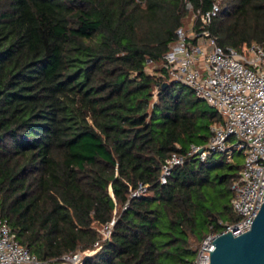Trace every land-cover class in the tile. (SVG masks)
<instances>
[{
    "label": "trees",
    "instance_id": "trees-1",
    "mask_svg": "<svg viewBox=\"0 0 264 264\" xmlns=\"http://www.w3.org/2000/svg\"><path fill=\"white\" fill-rule=\"evenodd\" d=\"M184 1L0 0V215L46 264L92 248L94 225L111 216L82 264H186L207 232L238 218L241 163L187 154L221 115L160 64ZM219 3L209 28L220 46L264 41V0ZM172 151L185 159L160 183Z\"/></svg>",
    "mask_w": 264,
    "mask_h": 264
},
{
    "label": "built area",
    "instance_id": "built-area-1",
    "mask_svg": "<svg viewBox=\"0 0 264 264\" xmlns=\"http://www.w3.org/2000/svg\"><path fill=\"white\" fill-rule=\"evenodd\" d=\"M184 3L185 8L191 7L193 22L189 31L183 26L175 28V39L161 54L160 64L169 79L190 87L196 97L214 107L222 117L220 122L210 124L205 142L190 143L187 154L204 160L209 154L224 153L228 161L234 152L243 155L237 177L230 186V203L238 218L223 221L220 231L207 232L193 258L186 262L209 264L215 237L226 231L232 235L247 231L264 201V41H253L244 50L222 47L209 28L220 10L219 1L213 0L205 10H193L188 0ZM185 156V153L170 152L160 164L158 181L164 183L172 168L182 164ZM144 189L145 184L138 183L130 194L138 195ZM114 220L111 216L94 225L99 237L92 248L63 252L57 264H82L85 257L100 247L101 240L109 238ZM0 264H46L17 241L1 215Z\"/></svg>",
    "mask_w": 264,
    "mask_h": 264
},
{
    "label": "water",
    "instance_id": "water-1",
    "mask_svg": "<svg viewBox=\"0 0 264 264\" xmlns=\"http://www.w3.org/2000/svg\"><path fill=\"white\" fill-rule=\"evenodd\" d=\"M211 244L209 264H264V201L247 231L221 232Z\"/></svg>",
    "mask_w": 264,
    "mask_h": 264
},
{
    "label": "rangeland",
    "instance_id": "rangeland-1",
    "mask_svg": "<svg viewBox=\"0 0 264 264\" xmlns=\"http://www.w3.org/2000/svg\"><path fill=\"white\" fill-rule=\"evenodd\" d=\"M217 1H219V0H217ZM187 10L189 11V13H188V16L186 17L185 22H184V24H183L182 26H183L185 29H187V31H189V27L191 26V24H192V22H193L194 15H193V12H192V10H191V7L187 8ZM232 160H233L234 162L241 163V162L243 161V155L241 154V152H234L233 155H232ZM211 197H212V199H213L214 201H216V203H217V201H218V203H219L220 201H224V200L226 199V198H221V199H219V198L216 196L215 193H213V195H212ZM201 219H202V215L199 213V214H198V223H199V224H201V223H200V222H201Z\"/></svg>",
    "mask_w": 264,
    "mask_h": 264
}]
</instances>
